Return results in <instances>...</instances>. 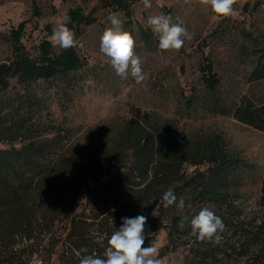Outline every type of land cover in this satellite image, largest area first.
<instances>
[{"label":"rangeland","instance_id":"1","mask_svg":"<svg viewBox=\"0 0 264 264\" xmlns=\"http://www.w3.org/2000/svg\"><path fill=\"white\" fill-rule=\"evenodd\" d=\"M151 3L150 9H145L140 0L129 3L133 15L128 27L123 13L106 6L104 0H0V62L13 59L14 42L18 43L16 49L38 58L40 42L49 41L59 18L71 10L88 15L80 24H72L77 38L75 48L85 64L68 83L39 80L24 86L12 80L10 87L0 92V115L7 113L5 120L12 125L0 130V148L57 137L60 142L49 155L50 160L75 153L83 162L77 170L83 174L77 191L64 188L53 200L40 199L36 192L28 195L26 205L33 207L28 226L33 237L22 230L16 232L15 226L4 220L0 222V264L71 263L65 225L77 198L89 192L85 177L100 173L101 167L96 166L93 157L99 161L126 157L129 145L123 133L125 126L135 122L150 129L163 125L169 128L175 135L173 146L179 152L213 151L230 163L226 202L215 207L189 196L184 210L175 208L163 219L154 242L163 264H264V260H252L257 244L246 248V256L236 254L245 244L241 228L264 220L260 193L264 132L232 115L242 97L264 103V79L249 80L256 60L253 47L264 45V0H237L233 14L220 18L199 0ZM113 13L119 14L123 29L135 39L134 50L142 59L146 77L141 84L130 76H117L99 51L100 37L111 26L108 17ZM150 15L170 16L172 23L185 26L193 38L186 40L178 52L160 50L158 35L147 25ZM21 22L25 28L16 41L10 31ZM60 49L51 44L52 52ZM205 58L219 80L215 90L203 82L209 72L201 70ZM27 97L32 99L30 105L24 100ZM210 165L204 160L198 165L187 161L181 164L179 173L187 176L195 169L206 172ZM180 183L177 178L173 184ZM95 201L90 202L93 209ZM203 207L224 217L219 244L197 241L187 223L167 237L172 214L179 220L184 215L190 220ZM103 229L107 231L108 227ZM96 247L97 254L102 255L103 249Z\"/></svg>","mask_w":264,"mask_h":264},{"label":"trees","instance_id":"2","mask_svg":"<svg viewBox=\"0 0 264 264\" xmlns=\"http://www.w3.org/2000/svg\"><path fill=\"white\" fill-rule=\"evenodd\" d=\"M133 1L104 0V3L121 11L126 19V26L130 27L133 14L129 3ZM67 15L71 17L69 27L72 29L73 23L80 24L88 16L77 10H71ZM87 22L91 23L92 20ZM24 28L25 24L19 23L16 28L11 29L10 36L17 41ZM144 34L150 39L148 31ZM17 46L18 43L14 42L13 49L16 52L12 60L0 62V92L6 91L12 80L24 86L39 80L47 83L55 80L68 83L70 77L79 73L85 64L76 48H61L58 52H52L51 43L47 40L40 42V56L36 59L31 58L24 49H16ZM252 54L256 60L249 80L259 81L264 79V45H255ZM209 64L207 58L201 64L202 71L209 70L203 82L207 88L215 90L219 80L211 73ZM24 100L29 105L32 102L28 97ZM232 115L237 121L264 132V103H255L248 97H242ZM6 117L7 113L0 115V130L12 126L11 123L8 125ZM123 134L129 145L126 157L100 161L93 157L96 158V166L101 167L100 173L85 177L89 192L77 198L78 202L72 214L67 217L65 236L70 246V264H79L76 252L82 247H87L89 253L97 254L99 249L96 247V252L92 233L110 235L120 226L122 217L146 215V245H154L156 232L162 226L163 219L176 208L175 205L164 208L161 203L163 193L169 189L174 191L178 199L184 197L186 204L190 202L187 201L189 196L215 207L228 200L225 194L228 193L226 187L229 184L230 163L220 153L179 152L173 146L175 135L164 125L150 129L135 122L125 126ZM59 142L57 137L30 139L19 147L0 148V222L4 220L7 224L14 225L16 232L22 230L33 237L29 227V215L33 207L26 205V199L32 192H36L40 199L53 200L64 188L78 190L83 174L77 170L83 162L77 154L67 153L56 161L49 158ZM203 160L211 164L206 172L195 169L187 176L179 173L182 163L189 161L192 165H198ZM177 178L181 183L174 185ZM260 193L264 199V176L261 179ZM93 199H96L94 209L90 207ZM215 214L224 220L222 213ZM178 220L172 214L167 237L172 236L178 227ZM103 227H108L107 231H103ZM240 233L244 235L245 244L236 254L246 256L249 251L246 248L257 244L259 247L252 260H264V220L258 225L241 228Z\"/></svg>","mask_w":264,"mask_h":264},{"label":"clouds","instance_id":"3","mask_svg":"<svg viewBox=\"0 0 264 264\" xmlns=\"http://www.w3.org/2000/svg\"><path fill=\"white\" fill-rule=\"evenodd\" d=\"M210 8L215 17H229L233 14L237 0H199ZM145 9L152 7L151 0H140ZM110 27H107L100 37V53L108 59L117 76L127 79L129 76L137 84L145 80L143 62L135 52V39L133 35L123 29V20L118 13L108 17ZM71 17L63 15L53 27L49 42L53 47L64 50L75 48L77 38L75 31L69 27ZM147 25L154 34L158 35V47L162 51L178 52L186 40H191L192 34L180 23H172V18L166 15H150ZM161 203L164 208L175 205L179 210H184L186 200L179 199L172 189L165 191ZM114 211V209H113ZM154 215V213H152ZM148 217L138 214L134 217H122L121 224L110 235L93 232V243L103 249L102 255L89 253L87 247H82L76 252L79 264H163L158 258V250L154 245L147 244L146 224ZM190 227V235L202 243L217 245L220 243L225 225L215 212L203 207L190 220L189 217L181 216L178 227L183 229L185 224ZM83 253V255H82Z\"/></svg>","mask_w":264,"mask_h":264},{"label":"built area","instance_id":"4","mask_svg":"<svg viewBox=\"0 0 264 264\" xmlns=\"http://www.w3.org/2000/svg\"><path fill=\"white\" fill-rule=\"evenodd\" d=\"M34 264H38V263H34Z\"/></svg>","mask_w":264,"mask_h":264}]
</instances>
